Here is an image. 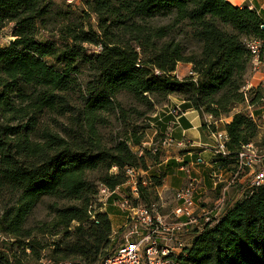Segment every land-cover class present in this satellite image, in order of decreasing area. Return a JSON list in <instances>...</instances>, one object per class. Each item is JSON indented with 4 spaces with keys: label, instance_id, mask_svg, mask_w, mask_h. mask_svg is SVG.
I'll return each instance as SVG.
<instances>
[{
    "label": "trees",
    "instance_id": "16d2710c",
    "mask_svg": "<svg viewBox=\"0 0 264 264\" xmlns=\"http://www.w3.org/2000/svg\"><path fill=\"white\" fill-rule=\"evenodd\" d=\"M83 4L82 17L71 19L70 14L53 10V0H0V30L14 25L13 42L0 49V200L10 198L0 211V235L7 238L0 241V264H27L29 257L40 264L45 250L53 264H99L118 250L121 242L112 243L108 214L97 212V220H91L99 190L87 174L103 171L100 183L115 190L127 182L125 168L148 171L149 163H160L152 148L144 149L143 155L133 151L131 144L142 146V134L112 147L103 143L97 129L99 113H124L117 100L121 92L149 106L151 96H180L184 110L200 113L204 130L206 116L215 121L232 118L224 125L228 155H215L214 170L233 165L243 146L257 143L259 126L244 108L238 110L247 102L243 87L251 54L246 42L264 39V21L256 10L234 7L227 0H84ZM92 15L97 29L91 24ZM182 26L200 43L199 53H185L177 39ZM44 30L50 35L42 41ZM89 46L101 51L88 54ZM180 63L191 65L195 77L177 79ZM79 64L91 71L83 109L68 98ZM259 91L248 93H257L251 105L264 102ZM45 112L68 115L71 126L64 134L49 126L38 131L33 115ZM210 128L213 133L217 130L214 125ZM113 167L119 172L110 174ZM159 173L152 175L157 181L154 188L167 175ZM139 188L135 203L152 208L154 195ZM49 197L56 200L50 205L52 222L28 228L37 205ZM226 201L221 218L184 235L186 254L180 258L184 264H264V187L252 194L243 188L241 195L227 196ZM39 235H63L66 240L48 246ZM17 245L20 254L14 252Z\"/></svg>",
    "mask_w": 264,
    "mask_h": 264
},
{
    "label": "built area",
    "instance_id": "2783aa9c",
    "mask_svg": "<svg viewBox=\"0 0 264 264\" xmlns=\"http://www.w3.org/2000/svg\"><path fill=\"white\" fill-rule=\"evenodd\" d=\"M264 31V23L262 25ZM248 51L251 54L250 67L252 71H259L264 65V39L252 38L246 42ZM160 75V72L157 71ZM193 71L189 76L195 77ZM175 76L178 78L177 73ZM247 81V80H246ZM252 90L250 82L247 81L243 87L244 96L248 101V93ZM264 97V85L262 89ZM264 101V98L263 100ZM174 109L172 114H177ZM253 119L254 117L251 116ZM264 118V115H263ZM227 123V119L222 120ZM214 132V155L226 157L228 155L227 143L229 137L226 129L217 126ZM171 135V134H170ZM169 133L161 139V146L164 148L174 145L182 146L184 143H177ZM143 144V143H142ZM149 145L153 153L158 152V146L154 143L143 144L140 155H143L144 149ZM237 160L233 164L235 171L225 179L222 171L213 170L212 178L215 184H224L225 193L220 196L212 207L202 206L196 202L195 196L198 187V178L189 176L187 184L175 193L177 207L167 217L170 222L167 223V217L162 216L156 209L146 207L142 203H134L140 199V186L145 185L143 180L144 172L139 168L127 167L125 174L127 189L130 196L121 201L120 207L127 212L128 223L124 231L123 241L115 253L106 256L100 264H184L181 257L186 254V247L182 241L184 234L192 230H201L206 224L221 218V214L226 207L227 191L233 186L244 183L247 185L245 190L251 194L260 187H264V147L259 146L256 142L243 146L237 154ZM120 187L115 190L105 186L100 187L99 198L94 203V211L91 213V220H97V212L103 211V206H107L108 199L119 191ZM100 204L99 207H97ZM92 209V208H91ZM103 213V212H102ZM7 240L0 235V241ZM49 264L52 262L47 261ZM68 264V263H65Z\"/></svg>",
    "mask_w": 264,
    "mask_h": 264
},
{
    "label": "rangeland",
    "instance_id": "374dc122",
    "mask_svg": "<svg viewBox=\"0 0 264 264\" xmlns=\"http://www.w3.org/2000/svg\"><path fill=\"white\" fill-rule=\"evenodd\" d=\"M55 2V6L53 7L54 11H62L65 13L70 14L71 19L80 18L82 17V10L85 9V5L83 4L84 0H53ZM91 24L97 29L96 26V17L92 15L91 18ZM14 25L12 23H9L5 28L0 30V49L1 48H8L10 46L9 43L13 42L14 36H13V29ZM190 30L186 26H182L180 28V31L178 32L177 39H179L183 46L185 53L187 54H193V53H199L201 49L200 43H198L195 39L191 38L188 33ZM48 31L41 32L39 39L44 41L49 37ZM100 48L89 46L88 48V54H98L100 52ZM52 62V60H50ZM181 64V63H180ZM183 64V63H182ZM79 73H75L72 75V78L74 80V89L72 92L68 94L69 101L71 104L77 108V109H83L84 107V98L86 96V83L91 78V71L88 70V67L84 64H79ZM179 70L177 69V76L180 79H183L186 76H189L190 72L188 67L184 65H178ZM259 93L262 95V92L259 91ZM256 92L252 93L249 96V100L245 102V105H251V100L256 97ZM171 97V96H170ZM179 97V96H178ZM173 100V105H176L177 98L171 97ZM151 102H153L152 105H148L146 102H142L137 98H134L133 96L121 92L117 96V100L121 102L124 113L119 112L118 110H113L106 113H99V119L100 122L97 125V129L100 131V134L102 136V141L105 145H108L110 147L114 146L115 143L121 141V140H127L133 136L137 135H143V144H149L154 143L156 146H158V155L160 160H163L166 156V150L163 146H161V139H163L165 136L161 134L162 128L158 127L156 120L160 116H165L166 112L168 110H171V113L174 111V109L171 107V100L169 98L162 99L159 96H151L149 98ZM178 100V99H177ZM264 105V102L251 105V112L260 113L262 112V106ZM240 108V106H239ZM238 108V109H239ZM245 109V107H244ZM246 110V109H245ZM248 113L249 110H246ZM33 117L36 118V129L38 131L44 129L45 127L49 126L52 131H55L57 133H63L68 126H71L70 121L68 120L69 116H58L55 114H51L49 112H45L43 114H36L33 115ZM258 127V134L255 137V141H257V144L261 145L264 143V119L260 118L256 122ZM221 127V126H220ZM223 129V127H221ZM156 132V134H155ZM170 135V131H169ZM171 136V135H170ZM172 137V136H171ZM131 144V142H130ZM142 146H133V151L135 153H140ZM213 146L207 147L208 150L213 151ZM149 149V145H147V148ZM140 155V154H139ZM149 168H152V164L149 163ZM229 169L232 171H235V168L233 165L229 166ZM144 172V170L142 169ZM119 172V169L117 167H113L110 170V174H116ZM145 173V172H144ZM88 178L92 183H95L98 186V190L102 186L100 181L105 177V173L101 170L98 171H92L89 172ZM143 180H145V185H142V188L150 189L152 192V195L155 197V205L158 212L162 215L167 217L171 211H173L176 206V199H175V193L171 191H165V192H158L153 186L152 183L157 184V181H154L151 179L148 174H144ZM202 185V183H201ZM219 185V184H218ZM203 186V185H202ZM247 185L244 183L238 184L236 186H233L228 189V197L229 198H237L239 195H241L242 189L245 188ZM100 193V190H99ZM99 193L95 197L96 199L99 198ZM161 193V194H160ZM214 195V193L212 194ZM211 197V196H210ZM213 197V196H212ZM215 197V195H214ZM219 198V197H218ZM218 198H211L210 202H208V207H212L216 200ZM132 201L135 203V200L131 198ZM109 200V199H108ZM214 202V203H213ZM10 203V198L7 197L6 199L0 200V211L4 209V206L8 205ZM56 203V200L53 198H44L35 208L34 212L32 213L31 217L28 219V228H32L35 226H39L40 223H51L53 220L54 215L51 213V204ZM108 203V202H107ZM63 204H67V202L60 203L62 206ZM99 207L100 204H97ZM108 205V204H107ZM103 206V210H104ZM103 212V211H102ZM99 212V213H102ZM167 223L170 222V218L167 217ZM9 239V238H8ZM12 241H15L13 238ZM39 239L43 242L44 245H52L55 242H62L64 240V236H56V235H50V236H42L39 235ZM114 243V241H112ZM14 252H17L20 254L22 252L21 246L17 245L14 248ZM29 253V252H28ZM47 253L48 251L45 250L43 252L42 260L39 261L40 264H49L47 262ZM108 254V253H106ZM31 255V254H30ZM105 258V257H104ZM103 258V259H104ZM37 261L33 257H29L26 260L27 264H37ZM101 263V262H100ZM99 263V264H100ZM51 264V263H50ZM53 264V263H52ZM98 264V263H95Z\"/></svg>",
    "mask_w": 264,
    "mask_h": 264
},
{
    "label": "crops",
    "instance_id": "0c3cea01",
    "mask_svg": "<svg viewBox=\"0 0 264 264\" xmlns=\"http://www.w3.org/2000/svg\"><path fill=\"white\" fill-rule=\"evenodd\" d=\"M227 1L234 7L248 5L251 9L256 10L261 19L264 21V0ZM179 65L188 67L189 71L192 70L191 65L189 64ZM177 68L179 70V67ZM246 80L250 82L253 90L257 88L262 89V86L264 85V65L259 71L256 72L252 71L251 67H249ZM171 97H168L169 100H171V107L173 109L178 108V111L176 112L177 114H172L171 110L169 109L165 116H160L157 119L156 123L158 124V127H160L162 124L163 127L166 128L165 132L162 133L161 131L164 136L170 131L172 138L177 143H184V145L181 147L178 145L166 147L165 150H167L164 159L160 160L159 164L152 165V168H149L148 171L144 172L148 174L150 178H152V175L160 174L159 172H164L167 174L163 184L161 186L155 187L156 190L161 193L165 191L176 193L187 184L189 176L198 178L199 189L197 190L195 200L196 202H199L200 205L208 207L207 204L210 202L211 198H218L225 193V185L215 184L214 179L212 178V171L214 168H216L217 162H215L216 157L213 154V151L207 149V147H211L215 144L213 136L214 133L210 126L214 125L219 128L223 127L225 130V123L222 122V120L215 121L211 115L206 116L204 118V123L208 128L204 130L202 127L203 119L201 118L200 113L192 109L184 110L182 105L185 101L180 96H173L174 98L178 99H176V105H173V100ZM244 107L249 111L252 108L250 105L243 104L240 105L239 109H243ZM261 109V114H255V112L251 111L249 112V114L254 117V122H257V120L260 118L264 119V105ZM231 121L232 118H227V123H230ZM172 163L174 165H171V168L168 169L167 167H169V165ZM219 170L222 171L225 179H227L232 172L229 167ZM119 189L120 190L117 191L116 194L109 198L107 203L108 205L103 210V213H107L109 219H111L113 234L112 241H114V243L118 241L122 243L124 231L128 223L127 212L120 207L119 203L123 201L124 198L130 196V191L127 189L126 184H123V186H121ZM228 192L229 191H227V195ZM213 193L215 197L212 195ZM177 205L178 203H176V206ZM171 213L172 211L170 214ZM189 233L191 234L192 232L189 231Z\"/></svg>",
    "mask_w": 264,
    "mask_h": 264
}]
</instances>
